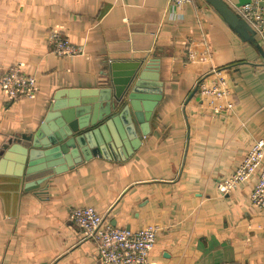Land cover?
<instances>
[{
	"label": "crops",
	"instance_id": "1",
	"mask_svg": "<svg viewBox=\"0 0 264 264\" xmlns=\"http://www.w3.org/2000/svg\"><path fill=\"white\" fill-rule=\"evenodd\" d=\"M52 30L82 50L55 54ZM253 37L242 39L204 0H0V78L19 63L38 86L16 98L0 86V156L9 138L38 129L58 91L65 109L96 96L84 92L102 89L113 61L151 59L161 84L149 131L127 158L96 155L22 179L0 173V264H104L70 219L81 206L115 228L157 224L151 264H264V209L250 203L256 175L228 194L217 188L264 139V42ZM189 48L208 59L193 61ZM212 69L227 78L230 112H212L198 93Z\"/></svg>",
	"mask_w": 264,
	"mask_h": 264
},
{
	"label": "water",
	"instance_id": "2",
	"mask_svg": "<svg viewBox=\"0 0 264 264\" xmlns=\"http://www.w3.org/2000/svg\"><path fill=\"white\" fill-rule=\"evenodd\" d=\"M204 1L242 39L253 40V28L224 0ZM145 59L109 63L102 89L84 92L96 96L80 103L71 101L73 108L65 109L59 99L65 91H58L35 132L11 137L4 144L0 173L6 171L22 179L45 170L60 173L96 155L127 158L139 146L142 135L148 133L152 111L160 99L158 75L149 71L154 63ZM53 119L57 129L51 133ZM46 178L42 176L24 186L40 184Z\"/></svg>",
	"mask_w": 264,
	"mask_h": 264
},
{
	"label": "built area",
	"instance_id": "3",
	"mask_svg": "<svg viewBox=\"0 0 264 264\" xmlns=\"http://www.w3.org/2000/svg\"><path fill=\"white\" fill-rule=\"evenodd\" d=\"M192 0H170L175 6H181ZM264 0H251L231 9L247 22L264 42ZM52 51L59 56H74L82 46L72 44L57 30H52L48 37ZM193 61L208 58L204 53H197L195 48L188 49ZM210 80L199 79L197 89L201 99L214 113L230 112L235 104L227 78L220 69H212ZM2 90L10 97H32L38 86L34 76L22 70V64H16L3 70L0 78ZM256 180L250 193V203L259 210L264 209V139H256L248 148L239 164L226 178L218 181L221 194H228L236 186L252 176ZM70 219L79 228L83 238L92 240L97 256L104 264H151L149 254L155 246L160 227L149 223L137 230L115 228L104 220L103 214L92 206L76 207L70 212ZM215 264H239L219 262Z\"/></svg>",
	"mask_w": 264,
	"mask_h": 264
}]
</instances>
